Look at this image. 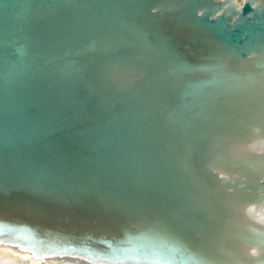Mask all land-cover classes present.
<instances>
[{
    "label": "water",
    "instance_id": "obj_1",
    "mask_svg": "<svg viewBox=\"0 0 264 264\" xmlns=\"http://www.w3.org/2000/svg\"><path fill=\"white\" fill-rule=\"evenodd\" d=\"M260 53L264 2L0 0V193L83 204L134 222L133 214L149 210L191 219L199 200L192 182L206 188L208 153L241 125L231 97L199 86L225 79L216 61L258 62ZM185 63L197 70L184 71ZM220 182L227 193L249 185ZM0 221L9 223L0 237H22L20 250L46 260L25 237L43 242L49 233ZM214 223L225 239L215 215ZM135 237L131 244L80 238L106 262L114 248L143 244ZM216 240L209 242L215 259L194 264H227ZM77 247L53 249L90 253Z\"/></svg>",
    "mask_w": 264,
    "mask_h": 264
},
{
    "label": "bare ground",
    "instance_id": "obj_2",
    "mask_svg": "<svg viewBox=\"0 0 264 264\" xmlns=\"http://www.w3.org/2000/svg\"><path fill=\"white\" fill-rule=\"evenodd\" d=\"M242 4L245 0H234ZM264 0H253L254 4H261ZM223 67L218 70L227 74L243 77L254 69L251 61H234L221 59ZM217 62V61H216ZM236 123L241 125L223 132L216 141L214 147L207 155L206 163L202 172L203 182L214 200V215L216 223L226 233V238L220 237L215 245L223 252L227 264H238L239 261L247 259L252 245L246 237L264 234V203H249L243 197L244 190H236L227 193L221 187V182L240 180L242 183L254 184L260 176L261 159H264V119L258 113L236 114ZM248 161V163H242ZM232 162H236L233 166ZM221 176L218 180L217 176ZM11 196H4L6 206L5 220H18L31 224L38 231L49 233V238L43 242L37 238L27 235L25 243L33 246L38 254L45 256L42 261L28 251L20 250L19 240L22 237L6 238L0 237V264H106L98 259L104 257V251L99 247L85 246L80 237L94 236L115 241L128 242L141 239L146 243L150 237L147 233L130 231L125 236L124 232L130 227L134 220H125L124 217L106 213L94 207L83 204H67L64 201L55 199L53 201L44 199H19ZM29 208H41L42 213L35 214L28 211ZM10 218V219H9ZM12 222V221H7ZM9 223L0 221V229H6ZM15 227L14 224H12ZM48 234V235H49ZM75 236V237H74ZM134 239V240H135ZM81 240V241H80ZM40 243L44 244L41 245ZM48 243V244H47ZM81 245L86 247L90 253L76 255ZM53 247L61 249V252H75L74 254L63 255ZM65 249V251H64ZM259 251V249H257ZM85 254V253H84ZM86 256V257H85ZM104 259V258H103ZM107 259V258H106ZM97 260V261H96ZM224 264H226L224 262Z\"/></svg>",
    "mask_w": 264,
    "mask_h": 264
},
{
    "label": "snow or ice",
    "instance_id": "obj_3",
    "mask_svg": "<svg viewBox=\"0 0 264 264\" xmlns=\"http://www.w3.org/2000/svg\"><path fill=\"white\" fill-rule=\"evenodd\" d=\"M152 11H156L153 7ZM179 32V30H178ZM217 56L209 54V57ZM251 60V58H249ZM254 69L241 78L235 75L225 74L223 81L215 76L212 80L199 86L200 89H212L220 96H229L233 102L229 105L231 111L240 113H258L264 119V53H260L259 61L251 60ZM222 60L217 61V68L222 69ZM197 70L185 63L184 71ZM209 70V69H205ZM124 73L123 78L126 79ZM141 77L137 76L136 80ZM135 81V80H134ZM231 82L232 86H229ZM226 85L221 87L220 85ZM236 166V162H232ZM242 163H248L243 161ZM260 176H264V159H261ZM185 174L189 172L185 169ZM193 187L199 193V200L192 205L191 219L181 214H169L158 210L141 211L133 214L135 222L127 227L124 235L130 231L147 233L150 239L139 247L114 248L106 260V264H194L198 258L210 255L209 242L217 238L218 232L214 223V200L208 190L197 183L192 182ZM244 188L243 197L247 200L264 203V179H258L256 183ZM231 191V188H229ZM5 193H0V218H5L6 206ZM30 213L40 214L43 209L29 208ZM200 238L199 243H194L189 237ZM115 240V237H113ZM252 245L247 259L238 264H264V234L246 237ZM132 243L131 240L128 241ZM259 249V251H257Z\"/></svg>",
    "mask_w": 264,
    "mask_h": 264
}]
</instances>
